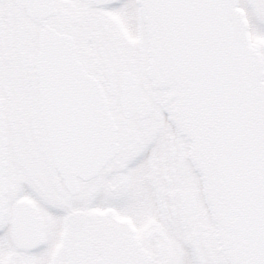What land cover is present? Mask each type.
<instances>
[{"label":"snow or ice","instance_id":"snow-or-ice-1","mask_svg":"<svg viewBox=\"0 0 264 264\" xmlns=\"http://www.w3.org/2000/svg\"><path fill=\"white\" fill-rule=\"evenodd\" d=\"M0 264H264V0H0Z\"/></svg>","mask_w":264,"mask_h":264}]
</instances>
